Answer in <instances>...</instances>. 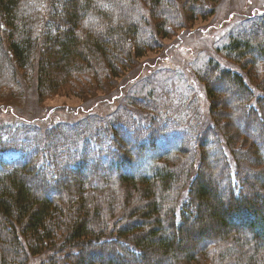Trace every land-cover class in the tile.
Returning <instances> with one entry per match:
<instances>
[{"label":"trees","instance_id":"1","mask_svg":"<svg viewBox=\"0 0 264 264\" xmlns=\"http://www.w3.org/2000/svg\"><path fill=\"white\" fill-rule=\"evenodd\" d=\"M207 1L216 0H185L183 13L207 16ZM149 8L153 21L164 18L153 29L144 25ZM159 8L163 14L156 12ZM181 15L174 0H0V88L24 81L37 98L62 92L83 100L91 94L90 86L110 82L133 58L158 47L159 37L169 34L168 21L180 26ZM223 49L238 60L264 63V40L232 38ZM213 72L218 76L214 83L241 89L233 104L243 107L250 121L260 116L264 124V100L250 106V93L238 74ZM212 93L208 85L209 98ZM224 111L213 107L219 122L214 120L213 127L221 130ZM84 117L71 123L56 120L40 137L35 133L41 129L34 125L21 129L31 125L26 122L15 132H0L18 140L4 143L7 149L0 156V264H25L36 256L41 264H264V188L243 173L249 169L238 159L235 133L228 135L227 126L224 138L213 142L211 137L208 143L223 164L212 174L190 169L197 159L205 169L206 137L187 167L162 160L174 149L186 153L179 149L182 139L170 145L171 134L182 138L185 132L169 119L135 136L117 127L127 121L107 124L97 112ZM100 118L106 126H99ZM243 123L240 118L239 131ZM244 136L254 151L238 150L251 152L260 164L264 130L257 141ZM55 145L65 149L66 157L51 165L48 146ZM210 182L224 186L222 198L210 191ZM249 189L252 195L245 193ZM219 229L225 230L222 235ZM246 229L252 235L242 241Z\"/></svg>","mask_w":264,"mask_h":264},{"label":"rangeland","instance_id":"2","mask_svg":"<svg viewBox=\"0 0 264 264\" xmlns=\"http://www.w3.org/2000/svg\"><path fill=\"white\" fill-rule=\"evenodd\" d=\"M184 1L174 0L175 8L177 7L182 13V25L177 26L179 23L174 22L173 24L172 21H168L169 34L164 39L159 37L158 47L147 50L142 57L133 58L129 67L122 74L113 77L110 82L103 79L96 85L90 86L91 94L85 96L83 100L64 95L62 92L56 94L47 92L37 98L35 89L27 88L28 85L24 81H20L17 86L12 88L1 87L0 94L3 99L0 101V132L5 128L15 132L17 126H23V123L26 122L31 125H24L21 129L24 128V131L34 125L41 129L35 133L40 137L46 134L45 128L56 120L71 123L85 118L86 114L97 112L107 124L120 120L127 121L124 126L117 127L120 130L133 131L135 136H141L144 131L154 130L158 121L164 118L169 119L171 123L173 122L175 126L178 125L185 132L182 138L179 133L171 134L170 145L172 146L182 139L183 142L179 149L186 153H179L180 151L177 153V149H174L171 150L173 151L171 155L162 158V160L172 165L177 162L175 167H182V164L187 167L190 157L193 158V161L196 160L199 149L197 144L203 137L208 139L205 145L211 142V137L213 142L214 139L219 141L220 136L225 137L227 126L231 130L228 135L231 136L235 133V140H237L235 152L240 157L238 159L245 162L249 169L243 173L258 188H264V174L259 173L264 171V161L258 157L260 164H256V157H253L251 152L245 153L243 150H238L242 147L254 151V145L244 136V132L251 139L257 141L258 133L264 130L261 117H257V122L250 121V115L244 111L243 107L239 108L233 104L238 102L236 101L239 98L237 92L241 89H238L236 85L224 87L219 84V80L214 83L218 76L213 72V70L219 72L224 69L231 74H238L245 89L250 93L248 97L250 106H258V102L264 100V88L261 85L264 82V63L258 60L253 64L249 58L244 57L238 60L223 49V46L232 38L249 39L254 43L264 40V0L207 1L208 8H204V14L209 15L204 17H198L199 14H202L199 12L194 17L183 13ZM159 9L160 11L156 12L163 14L164 9ZM146 11L147 18L144 25L149 26L150 29L155 28L156 21H163V17L161 20L154 19L153 21L154 11L152 8L146 9ZM208 78H211L209 83ZM23 84L26 85L25 88ZM208 85L213 92L212 95L210 94V98L207 95ZM99 88L105 89L100 90ZM221 89L225 95L217 93ZM214 94L216 96L212 98ZM243 96L244 94L240 95V97ZM157 98L166 99L159 101L156 100ZM242 99L247 98L243 97ZM6 103H10V105L6 107ZM213 107H221L225 110L222 114L221 130L212 126L214 120L219 124L218 120L212 116ZM166 112L168 113L166 114ZM116 113H120L118 119ZM162 113L164 116H161ZM240 118L245 121L240 128L241 131L237 125ZM103 120L100 118L103 125L99 124V126H106ZM136 120L141 122H136ZM23 136L20 135L18 139ZM14 141L17 144V139L0 134V156L2 151L7 149L4 143H13ZM48 147L50 148L49 162L51 165L61 163L65 159V149H60L57 145ZM206 147L208 149H205V152L208 157L203 159L205 169L196 164L198 159L193 162L190 169L210 170V172L212 170V174L223 170L221 161L213 157V150L209 149L210 145ZM229 149L231 150V147ZM202 153L205 154L204 150ZM242 169L239 170L242 171ZM111 181L115 182V180ZM30 182L34 186L39 184L36 180ZM208 187H210V191H214L215 197L222 198L224 196L223 185L210 182ZM245 193L252 195L250 189ZM260 198L262 201L260 208H263L264 211V197L261 195ZM233 223L236 222L233 221ZM224 231V229H219L217 233L222 235ZM250 235L252 234H248L247 229L244 230L242 241L248 239ZM198 239L195 245L200 247L202 242L199 243ZM238 239L241 240V237L239 236ZM41 260V256L29 257L25 264H41ZM165 261L161 264H164Z\"/></svg>","mask_w":264,"mask_h":264}]
</instances>
